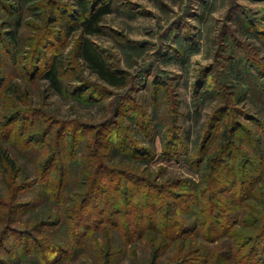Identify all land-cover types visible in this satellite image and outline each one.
Returning a JSON list of instances; mask_svg holds the SVG:
<instances>
[{"label": "rangeland", "instance_id": "obj_1", "mask_svg": "<svg viewBox=\"0 0 264 264\" xmlns=\"http://www.w3.org/2000/svg\"><path fill=\"white\" fill-rule=\"evenodd\" d=\"M100 1L108 2L110 7L100 21L102 29L96 34H84L74 0H0V234L9 226L14 229L0 245V264H44L32 250L16 256L13 237L17 231L33 232L31 243L39 238L72 246L67 226L53 223L63 219L71 199L80 191L76 180L81 164H76V168L75 163L94 143V132H87L84 142L74 147V162L67 160L65 147L61 152V159L71 172L59 196L39 193L37 184L23 185L38 177L45 154L50 151L46 146H30L24 139L35 138L54 120L96 125L113 114L117 96L127 93L136 97L150 118L170 114L172 99L176 100L178 122L185 129L190 147L192 142L201 140L213 110L225 103L241 109L238 119L250 126L254 125L250 117L264 122V38L254 33L255 29H264V0ZM42 35L53 42L44 50L42 61L59 52L61 90L40 76V71L33 77L26 75L29 51ZM85 38L110 67L124 75L125 85L104 84L86 66L79 54ZM10 53L14 58L8 59ZM246 65L252 66L248 72ZM254 73L257 79L251 76ZM206 74L214 82L200 93L198 88ZM142 76L147 81L145 86L144 80L138 84ZM152 80L158 86L157 92L162 91L156 100ZM84 83L103 84V97L91 102L75 97L72 91ZM235 93L239 96L236 101L232 98ZM196 94H203L199 102L194 100ZM23 108L43 114L30 126L26 125V114L14 122L8 119ZM127 114L133 115L129 111ZM127 114L119 119L135 131L136 125ZM135 134L144 144L153 145L152 158L138 162L107 150L111 164L119 161L157 182L198 181L200 174L182 154L178 160L163 156L161 135L156 134L151 143L143 140L139 131ZM46 138L49 143L50 134ZM218 139L212 141L210 150ZM5 163L11 167L9 170ZM20 185L23 186L19 188ZM107 223L101 221L100 227H107ZM80 238L78 252L61 253L59 261L52 264H173L190 256L187 251L192 249L208 255L206 264H234L220 253L225 249L224 238L210 242L202 235H194L167 241L155 235L128 242L113 228L107 232L99 229Z\"/></svg>", "mask_w": 264, "mask_h": 264}, {"label": "trees", "instance_id": "obj_2", "mask_svg": "<svg viewBox=\"0 0 264 264\" xmlns=\"http://www.w3.org/2000/svg\"><path fill=\"white\" fill-rule=\"evenodd\" d=\"M74 2L78 6V23L82 32L99 33L102 29V16L110 11L108 2ZM247 25L254 29L252 23L247 22ZM254 33L264 38V29H255ZM46 38V35H42L35 40L32 50L29 51V61L25 65L26 75L33 77L40 71V76L47 78L56 90H61L59 52L52 53V57L42 61L44 50L53 44L49 41L50 37ZM229 48L232 50L231 46ZM79 54L86 66L104 84L115 87L126 84L124 75L107 64L103 55L88 38L81 41ZM10 57L14 58L11 53L8 59ZM251 67L246 65V72ZM207 74L198 88L200 93L202 88L212 86L213 79ZM251 76L258 78L256 73ZM142 77L138 84L144 80L142 84L145 86L147 81ZM261 85L264 95V83ZM151 87L154 91L153 98L156 100L162 91L157 92L158 86L153 80ZM104 90L106 88L103 84L84 83L76 86L72 94L91 102L103 97ZM236 94L232 97L235 101L239 98ZM202 96L203 94L193 96L195 102H199ZM171 104L173 105L170 114H149L152 117L150 118L147 117V110L133 94H120L117 96L113 114L96 125H73L54 120L35 138H25L30 146L36 144L35 147L38 146L39 149L46 146L50 151L45 154L38 177L23 185L33 187L37 184L39 193L51 197L53 194L59 196L71 172V167L66 166L61 159L64 147L67 160L74 162V147L84 142L83 138L87 132H94V143L88 145L89 151L83 153L75 163L81 164L76 180L80 191L76 193L75 199H71L72 203L67 207L63 219L53 223L55 226H67L69 241H73L72 246L63 247L61 243H49L39 238H34L31 243L29 239L33 232L17 231L13 237L16 256H24L32 250L44 264L56 263L61 258V253L80 250L82 235L84 237L99 229L107 232L108 228H113L128 242L155 235L167 241L194 235H202L210 242L224 238L225 249L223 253L220 252L224 260H232L234 264H264L263 120L250 117L254 124L250 126L238 119L241 109L225 103L213 110L201 140L192 142L190 147L185 129L178 122L177 101L172 99ZM126 110L133 115H128ZM24 114L29 119L26 125L30 126L35 124V118L41 117L43 113L23 108L18 109L8 119L14 122ZM124 114L133 120L135 131L119 119ZM22 125L26 126L25 123ZM136 131L142 134L145 138L143 140L151 143L156 134L161 135L163 156L178 160L182 154L191 168L200 174L198 181L176 179L157 182L145 173L122 165L119 161L118 164H111L108 161L110 157L106 156L107 150L138 162H147L152 158L153 145L144 144L142 139L136 136ZM49 134L50 140L46 143ZM214 139L218 141L210 150ZM5 165L6 170L11 168L9 164ZM101 221H107V227H100ZM10 230L14 229L9 226L0 234V245L5 242V236ZM20 236L26 239L22 241ZM28 245L34 248H29ZM205 252L208 254V251ZM202 253H198V249L189 250L187 254H191L190 256L183 257L173 264H206L209 257ZM212 257H216V254Z\"/></svg>", "mask_w": 264, "mask_h": 264}]
</instances>
